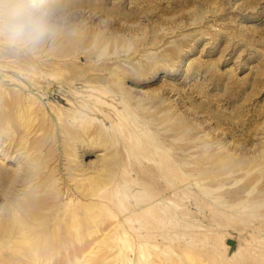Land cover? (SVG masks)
Masks as SVG:
<instances>
[{
    "label": "rangeland",
    "instance_id": "1",
    "mask_svg": "<svg viewBox=\"0 0 264 264\" xmlns=\"http://www.w3.org/2000/svg\"><path fill=\"white\" fill-rule=\"evenodd\" d=\"M84 1L54 0L49 29L81 26L89 18L99 24L95 34L106 25L143 27L125 41H115L127 48L132 37L148 39L153 33L145 29L166 21L160 30L170 33L166 43L157 35L134 59L124 55L119 60L125 73L118 87L127 96H114L92 83L90 90L62 88L73 97L58 103L40 86L46 84L43 78L64 73L50 70L59 60L31 66L16 63L12 56L0 58V111L3 100L20 88L18 93L38 110L29 119L57 122L64 112H69L68 119H113L115 126L121 123L136 133L138 144L149 151L140 153L154 171L140 167L143 174H130L131 161L110 175L103 193L95 197L97 210L106 213L101 215L106 241L91 242L104 236L97 231L82 236L81 242H59L39 264H264V0H89V6ZM95 1L111 10L120 5L134 15L99 13ZM7 4L0 1V13L23 11L22 0ZM0 21L8 19L0 15ZM51 48L50 43L34 47L14 41L0 27V52L48 58ZM88 98L93 111L72 117L71 111L79 112ZM163 119H168V129ZM165 132L168 153L162 142ZM102 154L95 150L81 161L58 155L60 170L54 177L66 178L68 163L87 165ZM55 182L63 200L86 204L75 193L81 180L67 182L65 188ZM66 188L74 193L67 195ZM135 201L142 204L134 206ZM77 215L81 218L80 211ZM18 255L13 247L0 245V264H32L25 258L14 261Z\"/></svg>",
    "mask_w": 264,
    "mask_h": 264
},
{
    "label": "bare ground",
    "instance_id": "2",
    "mask_svg": "<svg viewBox=\"0 0 264 264\" xmlns=\"http://www.w3.org/2000/svg\"><path fill=\"white\" fill-rule=\"evenodd\" d=\"M5 1L10 5L17 3V0ZM84 2L88 6L92 3L89 0ZM95 2L94 9H97L95 11L99 13H114L124 17L134 15L133 11H128L120 5L111 10L104 7V4ZM0 15L10 20L17 14L10 12L9 14L0 13ZM90 21L91 18L85 20L82 25L80 24L81 26L70 24L62 29L48 28L47 35L33 44L34 47H42L50 43L53 48L50 54H47L48 58L46 56L29 58L20 54L12 55L11 52L5 51L0 52V58L4 60L12 56L16 63L23 62L31 66H46L47 59L59 60L51 66L50 70H57L58 73L64 71V73L52 80L43 78L42 82L46 84L40 86L44 94L56 100L57 103L62 102L64 97H73L62 88L70 89L79 86L90 90L92 86H89L92 83L105 86L110 93L115 94L114 96H127L126 91H121L118 87L122 81L121 75L125 73V66L119 60L124 55L134 59L139 54L140 47H145L147 40L156 38L157 35L165 44L170 33L165 30L160 32V30L166 21L145 29V33H153L148 39L132 37L127 48L116 46L115 41L123 42L127 35L143 30V27L118 25L110 28L106 25L95 34L94 29L99 27V24L94 25ZM179 26L183 27V24ZM7 45L9 44H5ZM150 52L151 54L159 53L153 50ZM3 72L15 73L14 70H3ZM33 82L31 78L30 83ZM16 87L17 85L11 86L12 89ZM36 88L39 89L38 86ZM19 90L20 88L14 91L16 93L13 92L9 99L3 100L5 103L2 102L3 109L0 111V200H2L0 202V245L11 246L18 251L19 255L13 258L14 261L25 258L32 264H39L47 256L49 247L59 242H81L82 236L89 237L97 231L104 236L96 241L92 239L91 242L106 241V233H103L102 228L106 219L101 218V215L106 213L97 210L98 201L95 197L110 182L109 176L128 165L129 162H134L128 170L130 174H143L139 171L140 167H145L146 172H153L154 167L144 157V153H140L142 150L149 151L138 144L136 133L131 129H125L123 124L115 126L113 119L101 121L68 119L69 112H64V119H59V122L53 119H29L31 115L37 114L38 110L28 98L18 93ZM88 90L86 92H89ZM89 101L91 102V99L88 98L87 104L79 108V112L71 111V116L76 117V114L80 115V112L93 111ZM45 122H49L50 127ZM161 123L168 129V119H163ZM106 125L113 131L107 130ZM122 129H125L124 134ZM162 142L165 152L168 153V132H165ZM49 144L51 148L45 152L43 148L49 147ZM95 150H103L104 154L87 165L79 164L78 161L68 163L67 177L64 178L62 175L57 179L54 177L60 170L57 164L58 155H71L75 159H80L88 157ZM163 157H165L163 170L168 173V156L164 154ZM50 161L55 162V165L51 167ZM155 175L158 176L157 171ZM78 176L80 178L76 179ZM55 179L63 184L64 188L67 187V182L74 183L81 180L82 183L78 187L80 190L75 193L86 204L82 203V205L76 200L67 198L63 200L62 195L56 192ZM66 190L69 192L67 195L74 193L69 188ZM141 204L142 201L134 202V206ZM78 211L81 218H78ZM99 211L100 214H98ZM83 217L86 219L85 224ZM75 262L79 264V261ZM69 264H73V261H69Z\"/></svg>",
    "mask_w": 264,
    "mask_h": 264
},
{
    "label": "clouds",
    "instance_id": "3",
    "mask_svg": "<svg viewBox=\"0 0 264 264\" xmlns=\"http://www.w3.org/2000/svg\"><path fill=\"white\" fill-rule=\"evenodd\" d=\"M23 11L7 22L0 21L11 39L20 43H38L49 28V16L55 8L54 0H22Z\"/></svg>",
    "mask_w": 264,
    "mask_h": 264
}]
</instances>
